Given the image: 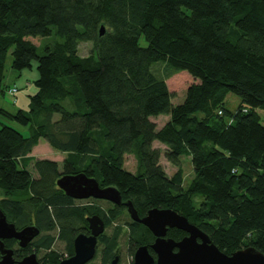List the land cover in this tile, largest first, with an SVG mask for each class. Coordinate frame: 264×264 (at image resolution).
<instances>
[{"label": "trees", "instance_id": "obj_1", "mask_svg": "<svg viewBox=\"0 0 264 264\" xmlns=\"http://www.w3.org/2000/svg\"><path fill=\"white\" fill-rule=\"evenodd\" d=\"M50 36L60 41L37 47L27 39ZM80 43L92 44L88 55L80 56ZM8 52L13 70L36 62L38 74L27 111L1 110L28 128L24 136L0 127V210L8 222L56 229L72 252L74 201L55 182L84 173L115 187L140 218L169 208L227 255L248 247L264 255V121L257 114L264 111V0H0V94ZM158 62L197 81L181 103H171L153 73ZM229 94L239 100L234 111ZM160 115L169 120L157 129L150 118ZM40 140L66 154L61 173L56 162L29 156ZM154 141L177 168L170 178ZM130 152L134 174L123 168ZM182 157L193 170L185 188ZM123 209L90 203L79 214L98 215L107 228ZM129 232L131 250L153 240L141 224L132 222ZM120 233L117 227L101 242L111 251ZM185 235L167 232L175 241ZM53 242L46 234L34 245Z\"/></svg>", "mask_w": 264, "mask_h": 264}, {"label": "water", "instance_id": "obj_2", "mask_svg": "<svg viewBox=\"0 0 264 264\" xmlns=\"http://www.w3.org/2000/svg\"><path fill=\"white\" fill-rule=\"evenodd\" d=\"M100 36L104 28L99 30ZM58 189L74 200H102L116 206H124L130 219L147 228L155 237L150 246L155 254L154 259L148 252L147 246H139L134 253V264H264V255L253 247L240 249L229 255L220 251L202 232L188 219L172 209L153 208L140 218L132 202L123 200L120 192L113 186L100 187L96 179L84 173L62 175L56 180ZM90 235L79 234L74 239V255L59 264H87L95 256L97 238L104 233L105 223L98 216L87 218ZM169 229H177L186 236L179 241L167 237ZM40 230L36 226H26L17 230L13 223L8 222L0 210V264H14L12 250L5 249L4 239H16L19 245L25 248L37 237ZM19 264H39L34 254L23 258ZM112 264H117L115 259Z\"/></svg>", "mask_w": 264, "mask_h": 264}, {"label": "rangeland", "instance_id": "obj_3", "mask_svg": "<svg viewBox=\"0 0 264 264\" xmlns=\"http://www.w3.org/2000/svg\"><path fill=\"white\" fill-rule=\"evenodd\" d=\"M29 41H31L35 46L39 47L41 45L45 44H53L56 41H60L59 38L55 36H50L47 38H33L29 37L27 38ZM139 44L142 47H145L147 44L144 40L143 37L140 38ZM92 48L91 43H80L78 46V53L80 56H86L90 53ZM38 53L42 54V49H38ZM36 62H33L32 68L31 69H26L23 71H16L11 68V54L8 52V55L6 57V62H5V73H4V80L2 82V91L3 93L0 94V127L2 125L12 127L13 129H16L17 131L21 132L23 135L27 136L28 134V128L26 126H21L19 123H17L14 119L9 118L8 116L2 114L1 110L9 113H14L17 108L15 105L22 106L23 101H26L27 98V93L25 88H23V83H25V79L28 80V82L31 83V85H34L33 79L38 78V74L36 71ZM152 71L153 73L163 79L171 93V103L173 105H177L181 103L184 98L185 94L187 91V88L193 84L197 83L196 80H194L187 72L181 71V72H176L172 71L165 63L158 62L152 65ZM34 74L37 75V78H33ZM18 88V94L16 95V98H13L8 94V89L9 88ZM35 87V86H34ZM20 89V90H19ZM24 96V97H22ZM229 98L226 101V106L230 111H234L238 104V98L233 95L229 94ZM260 121H264V111L260 110L257 112ZM169 116L165 115H160L158 117H153L150 119L153 123H155L156 128L159 129L162 127L169 119ZM39 148V153L38 154H33L35 158L37 159H46V160H55L58 166V171L59 173L62 172V163L65 160L66 154L62 155V153H58V151L52 149L44 140H40L39 145L37 149ZM152 148L157 149L159 151V164L162 167L163 171L167 175V177H171L177 170L176 167H174L172 164H170L166 158H165V153H166V147L163 146L162 144L154 141L152 143ZM123 168L134 174L136 173L138 169V164H137V159L134 155L133 152L127 153L123 156ZM181 167L183 170V175H184V180H183V187H187L193 177V170L192 166L190 163L189 158L182 157L181 160ZM32 178L37 179V173L34 171L32 167L28 168ZM22 197V195H19ZM195 201L197 202L196 206H198V203L201 201L200 198H196ZM93 204V206H97L100 209H106L110 210L112 208V204H109L106 201L102 200H93L89 199L87 201H82V202H75L74 206H72L75 209V216H74V226L75 229H79L82 225H85V222L83 221L81 214V210L85 209L87 205ZM130 222V217L128 213L124 210L120 216L119 219H115L112 221L111 225L106 228L105 234L106 236H110L117 227H120L121 233L119 234V237L117 239V249L121 250L120 257L123 261V264H128L127 260H129V255L127 252V248H129L128 245V237L129 235V227H127V223ZM50 234L54 238L53 242V249L58 252V256H61L63 254H66V248L63 242H61L57 238V230H53L49 233H44L41 232L40 236H38L36 239L39 240L43 235ZM35 239V240H36ZM36 240V241H37ZM137 246L136 243H134L133 247ZM91 264H99V260L96 259L94 260Z\"/></svg>", "mask_w": 264, "mask_h": 264}, {"label": "flooded vegetation", "instance_id": "obj_4", "mask_svg": "<svg viewBox=\"0 0 264 264\" xmlns=\"http://www.w3.org/2000/svg\"><path fill=\"white\" fill-rule=\"evenodd\" d=\"M62 176V175H61ZM60 177V176H59ZM58 177V178H59ZM57 178V179H58ZM56 184V182H55ZM57 187V186H56ZM58 188V187H57ZM60 190V189H59ZM63 192V191H62ZM64 193V192H63ZM71 199V198H70ZM75 202H82V201H87V200H74L72 199ZM100 201V200H99ZM107 202V201H106ZM109 204H112L110 202H108ZM115 207H123L126 211V208L122 205L120 206H116L114 204H112V208L110 210H114ZM127 212V211H126ZM90 215H84V220L86 221L85 222V225H82L78 230L76 229V234L73 236V241H72V252H69L67 251L66 249V254H63L61 256H58V252L55 251L53 249V243L47 247L45 246V244H42L40 246H35V242H36V238L38 236H40L41 232L39 233V235L37 237H35L34 239H32L25 248H22L20 247L19 245V241L12 238V239H4L2 240V242L4 243V247L5 249H9V250H12V259L14 261V264H19V262L29 256V255H32L34 254L36 256V260L39 264H52V261L53 260H57L56 264H59L60 262L62 261H65V260H68L70 259L71 257H73L74 255V239L76 238L77 235L79 234H84L86 236H89L91 233H90V230L88 228L89 224L87 222V218L89 217ZM93 216V215H91ZM100 217V216H99ZM101 218V217H100ZM102 219V218H101ZM103 220V219H102ZM104 221V220H103ZM132 220L130 219V222L127 223V227H129L130 224H132ZM11 223V222H10ZM105 223V222H104ZM135 223V222H134ZM138 224V223H137ZM15 225V224H14ZM26 226H30V225H24V226H21V227H16L15 228L17 230H21L23 229L24 227ZM31 226H34V225H31ZM147 229V228H146ZM105 230H106V226H105ZM105 230H104V233L102 235H100L98 238H97V245H96V250H95V256L94 258L89 261L87 264H91L94 260L98 259L99 260V264H112V262L117 259V264H123V261L120 257V253H121V250L120 249H111L110 251V244L108 243H102L101 242V239L106 236L105 234ZM148 230V229H147ZM177 230V229H176ZM149 231V230H148ZM150 232V231H149ZM130 233V232H129ZM151 233V232H150ZM151 235L153 236V234L151 233ZM186 236V235H185ZM184 236V237H185ZM168 237V236H167ZM42 238V237H41ZM57 238L60 240V238L58 237V234H57ZM36 239V240H35ZM155 240V237L153 236V240L147 244H142V245H139V246H147L148 248V252L150 253V255L156 259L155 257V254L153 253V251L151 250L150 246L153 244ZM61 242H63L62 240H60ZM65 245V248H66V244ZM139 246H135V247H132L134 250H131L130 248H127V252H128V255H129V260H127L128 264H134V253L136 251V249L139 247ZM2 259V255L0 254V261ZM153 264H156V262H154Z\"/></svg>", "mask_w": 264, "mask_h": 264}, {"label": "crops", "instance_id": "obj_5", "mask_svg": "<svg viewBox=\"0 0 264 264\" xmlns=\"http://www.w3.org/2000/svg\"><path fill=\"white\" fill-rule=\"evenodd\" d=\"M33 78H37V75H35L34 74V77ZM33 80H36V79H33ZM23 88H25L26 89V91H28L29 93H27V98H26V101L24 100L23 101V105L22 106H19V105H15V107L17 108V109H20V110H24V111H27L28 110V103H29V97H31V96H33L36 92H37V89L34 87V85L32 84L31 85V83L30 82H28V80L27 79H25V83H23ZM20 90V89H19ZM22 97H24V96H22ZM230 96L228 95L227 96V98H226V101H227V99L229 98ZM239 101V100H238ZM166 116V115H165ZM150 119H152V118H150ZM168 119H169V117H168ZM151 121V120H150ZM161 128V127H160ZM16 130V129H15ZM28 130V129H27ZM21 133V132H20ZM28 135V134H27ZM25 136V135H24ZM40 142V141H39ZM38 145H39V143L35 146V147H33V149H32V151H31V153H30V155L29 156H32L34 159H37V158H35V156H33V154L35 153V154H38L39 153V148L37 149V147H38ZM58 153H60V152H58ZM61 154V153H60ZM64 153H62V155H63ZM65 155V154H64ZM66 157V156H65ZM38 160H42V159H38ZM52 161H54L55 162V160H52Z\"/></svg>", "mask_w": 264, "mask_h": 264}, {"label": "built area", "instance_id": "obj_6", "mask_svg": "<svg viewBox=\"0 0 264 264\" xmlns=\"http://www.w3.org/2000/svg\"><path fill=\"white\" fill-rule=\"evenodd\" d=\"M8 94H9L10 96H12L13 98H16V95L18 94V88H15V87L10 88V89L8 90ZM218 114H221V112L219 111Z\"/></svg>", "mask_w": 264, "mask_h": 264}]
</instances>
